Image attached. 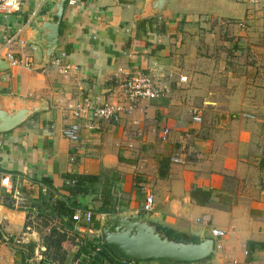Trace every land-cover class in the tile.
<instances>
[{"label":"crops","instance_id":"obj_1","mask_svg":"<svg viewBox=\"0 0 264 264\" xmlns=\"http://www.w3.org/2000/svg\"><path fill=\"white\" fill-rule=\"evenodd\" d=\"M0 60V113H26L0 132V264L46 259L44 216L55 219L65 264H95L88 242L118 215H138L175 241L214 242L198 262L133 264H264V0H22L0 15ZM136 71L154 72L167 91L118 121L89 114L77 142L64 137L71 110L123 103L120 84ZM73 176L94 181L75 185ZM105 195L112 214L97 213Z\"/></svg>","mask_w":264,"mask_h":264},{"label":"water","instance_id":"obj_2","mask_svg":"<svg viewBox=\"0 0 264 264\" xmlns=\"http://www.w3.org/2000/svg\"><path fill=\"white\" fill-rule=\"evenodd\" d=\"M159 1L164 4L168 0ZM58 35L57 24L52 29V40L57 39ZM8 63L12 66L10 61ZM25 115L26 113L22 112L12 120H5L4 115L0 113V132L15 128L26 118ZM101 237L103 244L123 261L170 260L193 263L209 257L214 249V242L211 240L192 242L187 236L181 241L172 240L138 215L107 218L101 227Z\"/></svg>","mask_w":264,"mask_h":264},{"label":"built area","instance_id":"obj_3","mask_svg":"<svg viewBox=\"0 0 264 264\" xmlns=\"http://www.w3.org/2000/svg\"><path fill=\"white\" fill-rule=\"evenodd\" d=\"M78 0H69L70 5H75ZM22 0H0V15L8 17L17 13L21 8ZM11 63L14 66H24L29 67L28 61L16 60L11 58ZM53 67L59 69L62 74H67L68 69L61 66L59 61L52 63ZM121 94L123 97V103L120 102H105L100 106H95L90 100H85L80 106L71 110L72 117L76 120V123L67 126L64 131V137L71 141L77 142L80 138L81 125L80 121L85 120V118L90 114L92 120L95 121H118L122 115L131 114L135 111L137 104L142 100H154L164 94L167 89L163 87L160 83L159 77L154 72H141L136 71L128 75L120 84ZM237 119L254 120L252 115L247 113H240L234 116ZM78 121V122H77ZM193 121L195 123H201L202 118L198 111L195 112L193 116ZM89 130H93L94 126L91 124L85 125ZM169 131H164V136H168ZM174 164H179L182 160L178 157L172 159ZM5 186L9 185V178L3 180ZM154 201L153 195H149L146 198L144 205V211L146 213H152L154 211ZM92 213L86 214V220L88 222L92 221ZM74 221H79L80 217L75 215L73 217ZM213 236L216 238H224L226 236L225 232L214 230L212 232ZM131 264V263H130Z\"/></svg>","mask_w":264,"mask_h":264},{"label":"trees","instance_id":"obj_4","mask_svg":"<svg viewBox=\"0 0 264 264\" xmlns=\"http://www.w3.org/2000/svg\"><path fill=\"white\" fill-rule=\"evenodd\" d=\"M145 24H143L142 26H144ZM67 178V177H66ZM69 179H73L75 185H80V184H84L87 182H92L94 181L92 177H86V176H73L69 177ZM47 186H50V182L49 181H45L44 183ZM50 189V187H48ZM51 192H48V196H49V200L51 199V194H49ZM103 204L102 207L97 210L98 214H112L113 213V209H110L111 206V201H112V197L110 195H105L103 196ZM59 206L62 207V209L60 211H62L63 215L66 217H72L73 216V209L70 208L69 206H65V204H60ZM86 215V214H85ZM94 219V216H92V221ZM91 221V222H92ZM97 229L99 227H96ZM102 240L95 242H88L87 247L91 248V252H96V257H95V264H104V263H108V264H133V261H123L118 259L109 249L108 247H106L103 242H101ZM60 243V242H59ZM70 245V244H69ZM87 250V249H86ZM65 261V257L62 258V262L64 263Z\"/></svg>","mask_w":264,"mask_h":264},{"label":"rangeland","instance_id":"obj_5","mask_svg":"<svg viewBox=\"0 0 264 264\" xmlns=\"http://www.w3.org/2000/svg\"><path fill=\"white\" fill-rule=\"evenodd\" d=\"M240 114V113H238ZM237 115V114H234L233 115V119H237V118H234V116ZM251 115V114H249ZM255 119V116L252 115ZM48 219V220H47ZM38 230H39V234L41 236L44 237L45 239V246L47 248V257L45 260H42L41 264H65L62 262V258L64 257L63 256V253L61 251V244L59 243L60 239L57 237L56 235V231L57 228H54V227H50V225H53L54 222H55V219H52V217H49V216H44V218H38ZM44 222V223H43ZM43 224V226H42ZM20 241L18 240L17 242H15V245L18 246L21 244V242L19 243ZM7 246L11 245L10 244V240L7 241ZM70 245H73V243H70ZM49 262V263H48ZM51 262V263H50Z\"/></svg>","mask_w":264,"mask_h":264}]
</instances>
